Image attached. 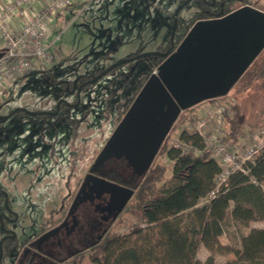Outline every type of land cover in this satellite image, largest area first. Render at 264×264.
<instances>
[{"label": "rangeland", "instance_id": "rangeland-1", "mask_svg": "<svg viewBox=\"0 0 264 264\" xmlns=\"http://www.w3.org/2000/svg\"><path fill=\"white\" fill-rule=\"evenodd\" d=\"M183 1L83 0L68 6L52 25L50 38L54 42L49 47L52 62L47 65L38 64V70L32 71L10 86L0 97L3 99L0 114H7L13 107H22L30 111L52 109L55 100L63 94V85L60 83L63 80H70L79 74L89 79L93 78L101 72L104 65L118 60L115 58L125 53L135 55L145 51H167L170 45L172 15L177 5ZM215 1L217 2L215 8L222 5L227 11L254 0ZM257 1L264 4V0ZM78 3H81V6ZM191 3L201 4L200 0H192ZM191 3H187L180 14L178 13L180 22L185 21L195 10ZM147 57L136 64L129 65L126 62L118 64L112 75L104 74L103 78L97 81L98 85H103L101 88L95 84L93 87L88 86L86 92L80 93L79 106L71 110V116L79 117L84 110L86 116L77 127L76 123L61 125L57 118L47 114L31 115L20 110L1 120L0 189L8 194L12 206L17 211L18 220L10 226L15 231L21 248L27 246L24 245L27 241L25 239H30L45 219L48 205H56L60 194L65 192V175L69 167L74 170L73 179L79 178L80 171L77 170L82 167V163L85 164L86 159L96 154L109 137L115 125L114 112L126 104L124 96L127 87L133 86L146 74L149 62L155 60V55ZM262 57L264 52L258 59ZM106 81L113 84L112 88L109 84L104 85ZM239 86L240 83L233 84L224 96L215 97L216 101L230 106V103H233V96H237L241 112L240 121L244 120L254 125L264 122V87L252 82L249 88L237 95ZM117 88L119 92L116 91ZM103 95L107 96V112L102 107ZM70 98L71 95L66 97ZM210 100L201 101L180 111L168 131L167 146L163 148L164 143L162 144L154 161L170 163L166 150L171 141L176 140L181 131L194 129L187 128L186 125L189 123L194 125L195 118L200 114L199 109ZM213 102L215 101H210ZM101 107L104 112H99ZM189 115L192 117L190 121L186 118ZM217 124L209 121L205 130L215 131L218 128ZM263 131L264 127L243 134L236 146L238 154H242L243 150L252 144L253 133ZM262 188L264 189V183ZM44 202L49 204L44 207ZM202 202H205V199ZM125 205L121 212L113 211V214L109 215V223L97 238L95 236L92 244L102 239L107 230L121 233L134 222L141 220L140 213L133 207V197ZM251 227L264 228V219L251 220L246 225L226 222V232L216 238V242L221 245L233 243V239ZM20 251L22 253V249ZM210 253L214 256V264L231 261L234 257L228 252H211L202 244L199 245L196 255L199 260H203ZM19 258H13L10 253L1 264H17ZM79 258L80 264H90L87 252L84 251Z\"/></svg>", "mask_w": 264, "mask_h": 264}, {"label": "trees", "instance_id": "trees-1", "mask_svg": "<svg viewBox=\"0 0 264 264\" xmlns=\"http://www.w3.org/2000/svg\"><path fill=\"white\" fill-rule=\"evenodd\" d=\"M216 3L213 6L202 2L200 5L191 3L195 9L191 15L183 22H180L178 17L174 45L178 44L196 20L218 17L231 11V9L224 10L222 5L215 8ZM246 3L264 10V4H260L257 0ZM78 4L81 6V3ZM183 7L179 10V14ZM60 15L57 14L55 20ZM262 52L264 48L234 83V85L240 83L237 95L249 88L252 82L264 87V57L258 59ZM154 58L155 60L148 66V73L161 61V56L155 55ZM109 65L110 63L104 65L100 71ZM115 67L104 74L112 75ZM127 74L129 75L128 71ZM103 75L92 83L85 82L80 93L86 92L88 86L93 87L95 84L101 88L103 85H98L97 81L102 79ZM22 77L24 76L19 77L16 82ZM146 77L147 73L133 86L127 87L124 96L127 101L122 109L114 112L115 123L128 108ZM87 78L89 77H81V79ZM67 82L68 80L60 82L63 85L62 90L65 87L71 88ZM109 82L106 81L104 85L109 84L112 88L113 84ZM116 91L119 92L118 88ZM111 92L115 93L114 90ZM106 95H103L101 99L105 112L108 111ZM222 96L224 95L219 97ZM2 103L3 99H0V107ZM102 107L99 112H104ZM201 109L202 107L199 109L200 112ZM19 110L25 112L22 109ZM34 115H45V113L37 112ZM85 116L84 110L79 117H72L71 109L65 108L54 117L61 125L76 123L77 127ZM240 116L237 96H233V103H230L223 114L221 127L222 138L228 141L231 147L238 145L243 134L258 131L264 127V122L254 125L244 120L240 121ZM186 118L189 121L192 120L190 115ZM178 137L181 141L190 144L193 149L183 153L179 148L168 146L166 155L170 163L153 161L148 166L145 175L135 186L132 196L133 207L140 213L141 220L134 222L121 233L108 231L100 241L94 243L87 251L90 264H214L212 253L203 260L197 258L196 253L200 244L211 252L232 253L234 259L222 264H264V228L251 227L233 239V243L227 245L216 242V238L226 232V222L232 221L238 225H246L251 220L264 219V189L262 188L264 147L252 162H245L246 172H232L226 181L219 185L215 196L202 202V199L215 187L221 169L211 152L204 149L203 138L199 134L183 130ZM168 139L169 136L167 140L165 139L163 148L167 146ZM89 160L86 159V161ZM77 262L80 264V258Z\"/></svg>", "mask_w": 264, "mask_h": 264}, {"label": "water", "instance_id": "water-1", "mask_svg": "<svg viewBox=\"0 0 264 264\" xmlns=\"http://www.w3.org/2000/svg\"><path fill=\"white\" fill-rule=\"evenodd\" d=\"M189 1L184 0L174 9L169 36L170 46L167 51H145L122 57L110 63L95 77L85 81L93 82L106 71L124 62L149 55L164 57L157 64L156 73L147 76L110 133L94 160V166L117 146L128 152L133 148L145 151L149 155L142 160L149 164L180 111L201 101L226 94L264 48V10L250 4L236 7L218 17L196 20L174 46L178 12ZM214 1L211 0V4ZM75 82L76 79L73 85ZM85 82L77 87L76 104L79 103V92ZM19 109L31 115L36 114L34 111L17 107L7 114H0V120ZM43 112L45 111L39 113ZM129 161L134 162L133 159ZM86 180L85 178L83 182ZM104 186L107 190H118L109 183ZM118 191H121L122 196L116 212L123 208L133 193L131 189ZM12 236H15V233H12ZM1 255L0 240V258Z\"/></svg>", "mask_w": 264, "mask_h": 264}, {"label": "flooded vegetation", "instance_id": "flooded-vegetation-1", "mask_svg": "<svg viewBox=\"0 0 264 264\" xmlns=\"http://www.w3.org/2000/svg\"><path fill=\"white\" fill-rule=\"evenodd\" d=\"M201 2L211 6L216 3L214 1L211 4V0H201ZM146 58L148 57L126 63L129 65L136 64L141 59ZM163 58L161 56V60ZM151 73L152 71L150 73L147 72V76ZM81 77V74H79L68 80L67 83L71 88L64 89L63 94L55 100L52 109H40V111H45L43 113L54 117L65 108H70L71 110L75 108L78 105L76 104L77 87L89 80V78L81 79ZM75 79L76 82L73 85ZM70 95L71 98L66 99ZM74 99L75 101H73ZM59 100L61 101L57 105ZM40 111L36 110L34 112ZM121 117L117 120L114 127ZM167 135L163 139L161 146ZM106 140L97 150L96 154L91 156L90 160L86 161L85 164L82 163V167L77 170L80 171L79 178L73 179L74 170H72L71 166L69 167L65 175V192L60 194L56 205H48L45 219L39 224L35 234L30 239H25L27 240L24 243V245H27L26 247L21 248L16 233L10 226L18 220L17 211L12 206L8 194L3 189H0V202L2 204V208H0V240L2 251L0 264L5 258L9 257L10 253L15 259L20 257L17 264H77V260L82 253L84 251L87 252L93 245L92 242L95 236L97 238L102 229L109 223V215L113 214V211H117V204L122 196L120 194L121 191L118 190L131 189L134 193L135 186L143 178L148 166L154 161L158 152H156L149 164H145L142 159L149 155L145 151H137L136 148H133V150L128 152L123 151L120 146H117L97 166H94V160ZM129 159H133L134 162L129 161ZM85 178L87 180L83 182ZM106 183L112 184L118 190H107L104 186ZM133 193L130 198L133 196ZM47 203L44 202V207ZM125 206H123V209ZM107 232L108 230L104 232L101 238ZM12 233H15V236H12Z\"/></svg>", "mask_w": 264, "mask_h": 264}, {"label": "built area", "instance_id": "built-area-1", "mask_svg": "<svg viewBox=\"0 0 264 264\" xmlns=\"http://www.w3.org/2000/svg\"><path fill=\"white\" fill-rule=\"evenodd\" d=\"M81 1L83 0H0V97L19 77L38 70V64L47 65L52 62L49 47L54 42L50 38L54 18L68 6ZM36 4L38 8L30 11ZM152 73H156V67ZM216 99L211 98L210 101L215 102L209 101L202 106L194 125H186L187 128L194 129L185 130L195 132L203 138L204 149L211 152L221 169L215 187L203 198L205 202L215 196L219 185L232 172H246L245 162H252L264 147V131L253 133L252 144L240 155L236 147H231L224 141L221 133L222 118L229 106L218 103ZM209 121L218 123L215 131L205 130ZM170 146L179 148L183 153L193 149L179 137L172 140Z\"/></svg>", "mask_w": 264, "mask_h": 264}, {"label": "crops", "instance_id": "crops-1", "mask_svg": "<svg viewBox=\"0 0 264 264\" xmlns=\"http://www.w3.org/2000/svg\"><path fill=\"white\" fill-rule=\"evenodd\" d=\"M38 8V5L36 4V5H33L30 9V11H33V10H36ZM62 14V13H61ZM60 17V16H59ZM59 17L57 18V20L59 19ZM57 20H55V18H54V22H53V24L54 23H56V21ZM52 24V25H53ZM127 55H131V54H127V53H125V54H122V55H119V56H117L115 59H119V58H122V57H124V56H127ZM233 259H234V257H233Z\"/></svg>", "mask_w": 264, "mask_h": 264}]
</instances>
